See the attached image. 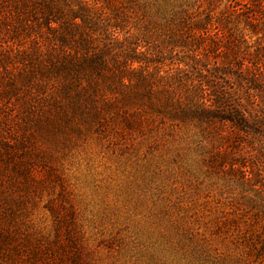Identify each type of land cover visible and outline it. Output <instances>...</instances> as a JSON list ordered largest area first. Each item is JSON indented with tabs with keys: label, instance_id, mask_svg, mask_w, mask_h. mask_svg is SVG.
Listing matches in <instances>:
<instances>
[{
	"label": "trees",
	"instance_id": "trees-1",
	"mask_svg": "<svg viewBox=\"0 0 264 264\" xmlns=\"http://www.w3.org/2000/svg\"><path fill=\"white\" fill-rule=\"evenodd\" d=\"M223 1L152 0L162 20L147 23L139 0H0V175L44 161L38 131L143 134L165 118L220 140L212 165L230 160L264 128V45L251 52L228 23L244 16L264 38V0ZM73 239L55 240L68 262L54 264H84Z\"/></svg>",
	"mask_w": 264,
	"mask_h": 264
},
{
	"label": "rangeland",
	"instance_id": "rangeland-1",
	"mask_svg": "<svg viewBox=\"0 0 264 264\" xmlns=\"http://www.w3.org/2000/svg\"><path fill=\"white\" fill-rule=\"evenodd\" d=\"M139 1L147 23L162 20L152 0ZM186 1L195 11L196 0ZM244 21L231 16L228 28L252 52L264 38ZM157 123L109 137L83 127L36 132L44 161H29L30 176L11 165L0 175V264L68 262L55 240L69 236L84 264H264V128L215 166L221 141L213 134Z\"/></svg>",
	"mask_w": 264,
	"mask_h": 264
}]
</instances>
